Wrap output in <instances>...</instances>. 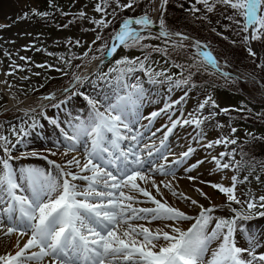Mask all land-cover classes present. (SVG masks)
<instances>
[{
  "label": "snow or ice",
  "instance_id": "snow-or-ice-1",
  "mask_svg": "<svg viewBox=\"0 0 264 264\" xmlns=\"http://www.w3.org/2000/svg\"><path fill=\"white\" fill-rule=\"evenodd\" d=\"M141 2L142 0H96L93 10L101 15L99 19L90 18V22L95 25L92 30L109 28L113 25L115 16L120 13L126 11L136 13ZM196 2L203 4L208 12H212L217 3L236 10L244 18L243 31L247 33L249 29L252 30L250 39L259 40L264 37V0H212V2L196 0ZM155 3L156 0H148L142 14L122 17L119 27L113 29L110 41H105L102 32H97L92 41V44L101 42L97 51H100L105 58L116 54L121 47L147 49L149 55L151 51L163 52L167 55V48L144 43L161 38L165 45L172 43L173 47H186L183 41L190 38L179 32L173 33L166 27L163 13L166 11L168 0H160V4L153 7ZM49 4L50 7H56L53 0H49ZM148 8L151 12L160 14L158 33L152 31L157 27V20L153 19ZM191 10L200 11L195 5ZM33 14L40 17L50 15L49 12L37 10H33ZM63 14L68 15V13ZM86 15L84 11L78 13L80 18ZM27 16L28 14L25 13L21 18ZM3 27L5 26L0 25V28ZM173 37L180 39L176 41ZM245 40L248 41L249 37L245 36ZM69 43L73 42L70 40ZM80 43L79 40L75 41L76 45ZM194 47L198 49L197 55L202 56L204 62L219 69L218 61L212 53L203 50L207 45L195 41ZM88 50L91 51V45ZM249 52L252 56H256L251 49ZM87 55L88 52H85L84 56ZM149 55H145L143 59L124 56L116 60L115 66L100 77L107 79L110 73H116L117 87L131 89L125 95L117 96L115 102H108L107 96L104 97L103 102L84 96L91 105L92 112L86 123L81 122L72 126L71 134L63 133L65 140L68 141L65 150L61 153L67 157L63 163L48 160L46 155L37 151L22 152L14 157L13 150L18 144H23L24 137L29 135V132L24 131L23 128L19 131L13 128V134L17 136L15 143H12L7 136L0 135L2 142L0 151L4 153L0 156V240L4 237L10 239L13 235L16 236L15 244L12 245L13 250L0 254V264H264V252L258 254L256 251L258 247L264 245H261L247 228L240 229L241 235L248 233L247 246H237V223L250 219V216L245 215L241 210L231 208L232 202L241 205L242 208L246 206L248 212L255 209L258 204L259 207L264 208V195L257 198L250 194H242L247 196L242 201L236 195V183L243 181H237L236 176L232 177L231 186L218 183L210 185L226 196L228 207L234 213L231 218L214 217L212 214L217 206L205 207L199 200L184 193H179V198L187 201L190 208L199 209L196 216L170 205L163 198L162 188L170 190L173 196L178 195L172 182L175 179V170L187 164L196 151L189 146L179 157L167 163L168 155L171 154L166 143L168 137L178 126L195 125L201 128L204 122L214 118L216 113L210 112L208 116L189 113L187 119L174 120L169 115L168 124L150 132L153 137L156 136V132L162 133L159 147L155 144L142 143L144 133L132 127V122L128 120V106L135 104V99L142 95L143 89L139 85L127 84L125 78L137 70L146 71L151 78L153 72L147 68ZM20 59L28 58L20 57ZM61 59L63 60V57ZM92 59L98 57L93 56ZM64 63L70 65V60H64ZM37 67L43 68L45 65H37ZM56 71L63 70L56 69ZM155 75L165 76L166 80L177 88L188 83V79L173 81L164 71ZM224 75L228 74L224 73ZM74 79L76 83L83 82L80 76H75ZM68 91L69 89H65V92ZM185 98L186 93L185 97L167 104L158 112L151 113L147 118L149 125L162 112H169L175 104L181 103ZM43 99H54V94ZM206 106L219 107L211 96H207L198 105L201 113ZM221 111L227 113L229 110ZM52 123L57 124V121L53 120ZM31 127H37V123L33 121ZM141 127L145 130L149 128L148 125ZM216 127L223 125L218 123ZM236 131L235 128H231L232 134ZM204 135L201 129L199 138L203 139ZM85 137L88 140H85ZM124 141L129 142L126 147H122ZM236 143L235 138L220 137L202 146L212 149L221 144L227 146ZM77 145H81L83 149V158L70 155L77 151ZM51 155L55 156L57 152L51 151ZM229 155H232L234 160V154L228 152H221L219 156H212L211 159L219 169H229L232 164L222 162V158ZM28 156L48 160V163L58 170V175L53 176L50 172L34 167H22L19 170L14 168L13 160ZM154 157L166 163H158ZM201 163L202 160L190 164L185 171L191 172ZM157 174L172 179H161L158 182ZM188 179L192 181L197 177L188 176ZM77 181H83L85 184L81 186ZM196 191L205 199H209L202 189L197 188ZM157 196L161 198L157 199ZM145 203L153 206H138ZM260 215L264 216V213ZM213 220L215 224L209 230ZM155 221L161 222L163 226L151 227ZM186 221H194V223L187 230L178 226ZM213 242H216L215 248L212 247Z\"/></svg>",
  "mask_w": 264,
  "mask_h": 264
},
{
  "label": "rangeland",
  "instance_id": "rangeland-1",
  "mask_svg": "<svg viewBox=\"0 0 264 264\" xmlns=\"http://www.w3.org/2000/svg\"><path fill=\"white\" fill-rule=\"evenodd\" d=\"M19 2L18 5H15L13 0H0V25L5 26L0 28V62L2 71L9 82L10 88H13L19 97L30 98L29 107L31 110L29 113L20 111L25 106L22 102L19 109H8L4 94L7 92L0 91V135L7 136L12 143H15L17 136L13 134V128L17 131L23 128L24 131L29 132V135L24 137V143L18 144L16 148L25 147L34 140L42 144L43 140H45L41 139V130L39 131L40 127L41 129L43 128L42 121L44 120L46 124H49L48 114L52 113L57 116L58 110L62 109L63 106L78 105L80 109L82 107L90 109L91 105L88 104L84 96L97 100L107 96L110 102H115L117 96H123L128 93V88L117 87L115 82L116 73H110L107 79H101L100 77L104 73H108L109 69L115 66V61L124 56L143 59L145 55H149V50L147 49L122 47L117 56L104 65L99 73L83 79L82 83H78L68 92L62 93L74 81V77L84 63L92 61L93 56L98 58L104 56L100 51H97L101 42L98 41L96 44H92L97 32H102L104 40L110 41L113 29L117 28L119 20L129 15L142 14L147 7L148 0H142L140 7L137 8L134 14L126 11L123 14L116 15L113 25L106 28L107 31L99 28L96 31L92 30L95 25L90 22V18L99 19L101 15L93 10L96 0H53L55 8L50 7L49 0H20ZM168 3H171L172 6H169L163 13V19L169 31L183 33V30L178 29L181 25L180 19L183 17L186 20L184 22L185 27L194 31L192 34L190 31L186 33L198 37L204 42L210 41L214 45V47H211L219 57L228 53V59H234L235 55L231 53V48L229 47L230 41L244 46L248 51V55H251L249 49L255 52L257 56L261 52L260 47L257 44L255 45V42L250 39L252 30L249 29L247 33L243 31L245 21L243 16L236 10L217 3L215 9L212 12H208L207 8L203 4L197 3L196 0H168ZM189 4L196 5L200 11L193 12ZM155 5L156 3L153 7ZM33 10L49 12L50 15L48 17H40L34 15ZM81 11L87 13L83 18L78 16ZM148 11L153 17L154 12H151L150 8H148ZM25 13L28 14L27 18H21ZM63 13H68V15ZM109 19H112V17H109ZM195 19L207 22V30L202 32L194 23L196 22ZM190 20L194 23L193 26H187ZM235 21L240 23L238 24ZM64 25H67V27H64ZM201 26L203 25L201 24ZM213 33H218L216 34L217 36H222L223 41L217 40L218 38ZM245 36L249 37L248 41L245 40ZM70 40L73 43L70 44ZM77 40L81 42L79 45L75 44ZM144 43L167 48V55L163 52H150L147 68L153 72L151 78L143 70H137L125 78L127 84L139 85L143 89V93L139 97L153 105L160 106V102L173 97V93H183L182 96H185L186 93L188 97L190 96L188 108L190 113L202 116H208L210 112L216 113L214 118L206 120L201 128H197L195 125L192 126L194 132L191 135L199 137L202 129L205 134L204 138L207 137L208 142L220 137H230L237 140L236 144L215 146L212 148L214 155H209L212 150L208 149L210 151L206 169H213L215 172L220 173L219 180L211 179L210 176L200 179L191 174V172H188V175H184L185 178L188 179V176H194L197 177V181H204L209 186L216 183L231 186L232 177L236 176L237 181H243V183H236V195L242 201L247 198L246 195L242 194H250L257 198L264 195V97L262 88L249 81L246 76H241V78L237 75L232 77L229 75L225 76L220 71L215 70L214 67L204 62L202 56L197 55L198 51L194 49L191 43L183 41L184 45H186L183 48L173 47L172 43L165 45L163 38L161 40L144 41ZM217 44L219 45V51L216 49ZM89 45H91V51L88 50ZM224 48L226 51H224ZM244 48L243 50L245 51ZM85 52H88L87 56H84ZM49 53L52 55H49ZM20 57L28 59L22 60ZM61 57H63V60ZM64 60H70V65L65 64ZM219 61L228 71H230V68L240 70L231 67L221 57ZM243 63L248 66L251 64L248 58L243 60ZM37 65H45V67L41 68L37 67ZM49 65L52 67H48ZM78 65L79 67H77ZM173 65H181L183 67H175ZM137 68H139L138 65ZM56 69H62L63 71H56ZM161 71H164L167 76H171L173 81L188 79V83L181 85L179 88L174 87L166 80L165 76L155 75V73ZM250 71L251 74L255 75V71ZM190 73L191 76H189ZM247 75L252 78L256 77L251 76L249 73ZM152 80L157 82L153 83L151 82ZM147 89L152 95V100L148 96ZM76 93H83L84 95ZM52 94L56 98L43 99V97L51 96ZM207 96H211L219 107L211 108L206 106L201 113L198 105ZM62 101L66 102L61 103ZM183 101L180 104L181 107L183 106ZM54 105H58V107H54ZM222 109H228L229 111L224 113L221 111ZM72 114H75V112H72ZM169 115H167V118ZM78 116L81 120L85 119L83 115L78 114L74 115L75 119ZM33 121L37 123L35 128L31 127ZM218 123L223 125V127H216ZM231 128L237 130L235 134L231 133ZM169 138L172 139L173 137ZM221 152L234 154V160L232 155L222 158V162L232 164L231 168L219 169L215 161L210 159L212 156H219ZM2 155L4 153L0 151V156ZM198 155L195 152L191 159L198 158ZM18 162L12 161L13 166ZM237 164L239 165L238 167ZM18 169H20V165ZM228 179L231 184L225 183ZM216 193L218 196L224 197L225 200L223 205L216 209L212 215L217 218H231L234 213L228 207L229 202L226 196L219 190ZM231 208L241 210L245 215L250 216V219L238 221L236 238L240 236L247 240L248 233L241 235L240 232L241 228H247L259 243L264 245V216L260 215V213H264V208L259 207L258 204L255 209L248 212L246 206L242 208L241 205H237L234 202L231 203ZM214 224L215 220L209 225V230ZM256 251L258 254L264 252L262 247H258Z\"/></svg>",
  "mask_w": 264,
  "mask_h": 264
},
{
  "label": "bare ground",
  "instance_id": "bare-ground-1",
  "mask_svg": "<svg viewBox=\"0 0 264 264\" xmlns=\"http://www.w3.org/2000/svg\"><path fill=\"white\" fill-rule=\"evenodd\" d=\"M20 0H13L15 5H18ZM160 4V0H156V6ZM196 48V47H195ZM99 64L96 62V60H93L89 63L83 64L80 69L77 72V76L84 78H88L92 73H96L99 70ZM5 81L7 83H5ZM129 91H131L130 88H128ZM0 91H6L7 93L5 94L6 101H7V108H15L19 109L20 108V103L24 104L25 106L23 107L22 110L29 113L30 112V98H22L19 97L18 94L13 90V88H10L9 82L6 79V76L4 72L2 71V66L0 62ZM148 96L151 97L150 100H152V95L147 89ZM183 93H173V97L170 99H165V101H161L160 106H155L152 103L147 102L145 99L142 97H139L138 99H135V104L134 105H129L128 106V120L132 122V127L138 131H141L144 133V137L142 139V143L145 144H155L157 147H159V141L162 138V133L161 132H156V136H151L150 132H154L157 129L161 128L162 125L168 124L169 123V118H166L168 114L171 115L172 119H187L189 118L188 114L190 113L188 108L190 105V96L188 97L186 95L185 100L183 101V106L181 107L179 104V107L174 106L169 110V112L164 113L162 112L160 119L158 120V123L151 122L149 125V120L147 119L148 117L151 116V113L153 112H158L162 108V106H165L169 103H171L174 100H177V98L181 97ZM100 101H104V98L101 99ZM108 102H110L108 100ZM83 105V103H82ZM102 110V108H101ZM139 113L141 111H144L146 114V118L141 120L139 127H135L136 120L135 117L137 116V112ZM72 112H75V114H72ZM92 112V108L88 109V107H82L80 109V106L78 105H71V106H63L62 109L58 110V115L49 113L48 114V119L50 120L49 124H46L44 120L42 121V129L41 127L39 128V131L41 130V139L43 140V143L41 144L40 142L37 141H32L30 144L26 145L25 147H17L16 150H13L12 155L18 156L20 153H30L32 151H37L38 153H42L43 155H46L48 157V160H54L57 163H63L67 157L62 155L61 153L65 150V142L63 141V138L61 137V133L63 134L65 130L72 128L73 125H76L81 122H87L89 119V116ZM83 115L85 119H82L78 116L74 117V115ZM183 114V115H181ZM57 121V124H53L51 121ZM142 125H148L149 128L148 130H145ZM189 126H194V125H183V126H178L176 129L173 130L172 135L174 137L170 140L168 138L167 140V145H168V151L171 153L168 155V161L167 163H171V161L177 157L180 156L189 146L193 147L196 149V153H198V158H192L188 160L187 164L182 165L175 170V179L172 181L173 182V187L175 191L177 192V196H173L172 192L168 189H163V198L167 200V202L175 207H179L181 210L186 211L188 214L196 216L198 214L199 209L195 207H189L188 202L185 201L182 198H179V193H184L187 196H191L193 199L199 200L200 203L204 204L205 207H209L210 205H215L217 206L216 209L221 207L224 203L225 198L222 196H218L216 191L218 189L211 188L209 184L201 183L199 180H192L190 181L189 179L185 178L184 175H188V172L185 171V169L188 167V165L193 164L197 161H203V163L199 164L198 167H196L193 171H191V174L197 176L200 179H204L207 176H210L211 179H216L219 180L220 173L215 172L213 169H206L207 161H208V153L210 150L207 148L203 147L202 145H205L208 143V139L203 138L200 139L197 135H191L193 133V129H189ZM189 136V137H187ZM87 140V138H86ZM57 141V142H55ZM129 142L124 141L122 144L123 146H127ZM205 148V149H204ZM57 152V155L52 156L51 151ZM195 152L192 154V157L194 156ZM214 155L215 153L210 152L209 155ZM70 155L77 156L79 158H83V149L81 145L78 147L77 151H74L70 153ZM31 158V159H30ZM154 159H157L158 163H166L162 159H158L154 157ZM211 159V157H210ZM19 162L15 163V169L19 170L18 167L23 166V167H34V168H40L46 172H50L53 176L58 175V170L55 169L51 164L48 163V160L41 159L39 157H33V156H28L27 158H22V159H16ZM33 160V161H31ZM209 167V166H208ZM21 168V167H20ZM182 176V177H181ZM156 179L159 182V180L164 179V180H171L172 177H163L160 176L159 174L156 175ZM78 184H81L83 186L85 182L83 181H77ZM83 183V184H82ZM227 184H231V181L228 179L226 180ZM202 189L204 193L207 194L209 199H205L203 196H201L196 189ZM153 194L155 195V191L153 190ZM160 196H157V199H160ZM139 207H152L153 205L145 203V204H140L138 205ZM143 223V222H141ZM192 223L194 221H186L182 222L178 226L181 227L184 230H187L189 227H191ZM162 223L159 221H155L152 223L151 227L156 228V227H162ZM16 241V236H12L10 239L8 237H4L2 240H0V254L5 253L6 251L13 250L12 245L15 244ZM236 241L238 243V246H247V240L243 237L238 236L236 238ZM216 242H213L212 247L215 248ZM264 250V246H262Z\"/></svg>",
  "mask_w": 264,
  "mask_h": 264
},
{
  "label": "trees",
  "instance_id": "trees-1",
  "mask_svg": "<svg viewBox=\"0 0 264 264\" xmlns=\"http://www.w3.org/2000/svg\"><path fill=\"white\" fill-rule=\"evenodd\" d=\"M169 6H172V4L170 3ZM185 9H188V8H185ZM195 20H196V22H194V23L199 27V29L202 32L207 30L206 22H201L198 19H195ZM180 21H181V25L179 27L184 32L190 31L191 34L194 32L191 28L187 27L189 29L188 30L185 27V23L184 22H186V20L183 17H181ZM194 23H192L191 20H190L187 26H193ZM201 24L203 26H201ZM218 40H221V38L218 37ZM255 41H256L257 45L260 47V49H261L260 58L248 56L246 51H244L242 47L235 46V45H230V47H231V49L233 51L231 53H233L235 56L239 57V59L233 61L237 66H239L242 69L247 70L249 72H251L250 70L255 71V76L258 77L264 83V37H261V39L255 40ZM224 51H226V50H224ZM224 56H228V53H225ZM246 58L250 59V63H251L250 66H248V65H246L244 63L242 64V61L245 60ZM253 64H254V66H252ZM256 72H257V75H256Z\"/></svg>",
  "mask_w": 264,
  "mask_h": 264
}]
</instances>
